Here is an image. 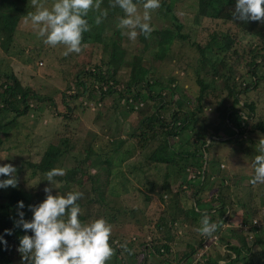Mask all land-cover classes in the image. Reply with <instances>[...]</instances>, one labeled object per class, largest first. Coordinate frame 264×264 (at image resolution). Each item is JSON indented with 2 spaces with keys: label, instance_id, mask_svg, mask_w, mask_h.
<instances>
[{
  "label": "trees",
  "instance_id": "trees-1",
  "mask_svg": "<svg viewBox=\"0 0 264 264\" xmlns=\"http://www.w3.org/2000/svg\"><path fill=\"white\" fill-rule=\"evenodd\" d=\"M41 1L44 4L52 0ZM175 1L160 0V7L155 11L162 9L165 14L178 20L173 14ZM133 2L143 4V0ZM235 4L236 0H196L195 20L198 22L201 18H208L218 20L220 25L219 29L216 28L218 30L208 33V39L202 44L193 37L192 29H189L192 21L187 32V28L176 23L174 30L153 28L150 38L138 35L135 40L126 42L124 38L128 37L117 28L118 16H124L120 8H111L109 0H102L101 9L107 11L106 17L113 19V24L103 18V22L96 25L94 20L99 13L89 12L86 19L91 30L82 35L81 58L73 63L76 65V73L69 78L72 92L70 88L63 89L61 97L67 92L71 100L82 96L88 101L94 95V103L97 100H104V103L110 100L107 107L114 111L125 104L129 111L128 117L137 118L135 124L127 121V126L120 128L116 135L110 134V138L97 134L93 137L82 136L87 143L86 151L95 153L101 162L92 173L80 172L86 157L80 158L71 148L72 140L77 139L70 132L69 126V121L74 118L71 115L73 108L66 105L62 98L57 105L51 97L37 93L36 88L24 84L12 70L7 72L0 69V145L6 139L19 148L18 152L7 148L5 151L4 164L16 167L18 186L0 188V236L7 241V248L0 242V264H21V254L17 251L19 238L15 234L18 228L14 227V220L19 219L17 205L23 201L24 218L31 220L33 213L28 205H37L46 198L44 188L51 185L45 174L52 168H62L66 172L64 176L54 178L58 188L52 187L53 195H66L70 191L84 193L77 201L82 223L104 218L110 225L121 226V231L114 228L111 232L109 243L115 254L107 264H135L136 260V264H160L162 261L183 263L185 259L189 260L187 264H219L220 260H224L223 264H264V229L249 228L246 233L252 234V239L244 240L243 233L234 235L236 228L223 227L224 223H228L227 217H221L218 210L230 211L232 206H239L240 223L249 226L253 219L260 221L263 218L252 204L254 185L250 180L254 176V168L252 166V174L246 185H234L235 193L231 195V186L236 176L223 170L219 175L215 174L219 172L220 159L209 150L214 142L241 141L245 143L244 151L251 156L250 146L256 148L259 139L264 138V23L235 19ZM29 11H35L30 0H0L2 41L13 34L19 19ZM149 23L152 26V22ZM183 30L185 32H181ZM238 33L254 39L253 44L241 52L235 48L240 42ZM173 41L184 45L172 48ZM136 42L142 44V51L136 49ZM181 48L187 49L181 52ZM190 49L193 55L187 60ZM165 64L169 65L168 73L160 70ZM183 66L196 74L198 89L193 98L191 95L185 97L184 88L179 84L180 79L171 73L173 70L180 71ZM176 100L178 104H175ZM42 104L49 111L47 113L66 123L60 132L57 129L54 131L57 141L52 144L49 140L40 154L23 151L34 133L37 119L45 114L39 110ZM206 107L212 109L215 116L195 126L196 115L204 112ZM86 108L83 105L81 109L83 111ZM11 123L13 125L9 126ZM187 129L192 131L187 138L189 143L200 148L202 155H197L192 147L189 150H178L170 144V139H176ZM3 131L5 134L1 136ZM221 137L225 139H219ZM122 145H126L122 148V156L118 157L122 163L129 158L140 157L137 160L138 166L161 168V181L156 184L149 182L148 186L154 189L155 196L143 194L145 207L138 211L119 204L114 196L106 193L115 166L110 160V154ZM159 145L163 149L152 160L150 156ZM70 156L75 163L67 167L64 163ZM191 156L199 159V172L188 179V183L192 181L195 187L185 192V185L182 189L178 183L176 190H173V177L181 175L182 171L178 162ZM26 171L29 178H38V187L32 195L38 196L39 193L43 197L41 201H33L30 194L27 195L21 188V176ZM126 174L129 176V172ZM7 178L0 175V180ZM120 183L123 184L121 188L127 198L132 200L131 194H128L130 190L124 185L131 184V179L123 176ZM39 185L42 189H39ZM260 186L259 194L264 197V184ZM149 188L148 191H151ZM204 190L207 191L206 196L199 198L198 192ZM242 192L246 194L243 200ZM233 195H236V200L232 198ZM152 199L158 203L152 205ZM210 202L211 207L208 205ZM93 205H97V208L92 213ZM204 211L209 213L210 222L221 225L214 234L219 232L223 238L224 253L220 255L210 243L204 255L192 262L196 250L202 248L205 239L197 232ZM116 217H122L124 223L116 222ZM182 223L187 224L188 228L184 227L177 233ZM127 225L139 234L125 236L124 230L130 229H127ZM5 229H11L12 235H7ZM27 235H32L31 230L27 231ZM123 245L130 252L125 251ZM118 256L120 258L116 259Z\"/></svg>",
  "mask_w": 264,
  "mask_h": 264
},
{
  "label": "rangeland",
  "instance_id": "rangeland-1",
  "mask_svg": "<svg viewBox=\"0 0 264 264\" xmlns=\"http://www.w3.org/2000/svg\"><path fill=\"white\" fill-rule=\"evenodd\" d=\"M54 0L51 2H45L43 5L45 7H51ZM42 3V1H41ZM138 11L140 14L143 13V7L141 4H137ZM196 11V0H176L173 4V14L177 17L175 20L173 16L170 14L163 12L161 9L160 11H151V22L153 28H169L171 30H174V27L176 23H180L182 27L185 29L187 28L186 32L189 29H192V32H194V38L200 43H204L208 39V33H210L212 30L216 31L219 29V23L218 20H210L208 18H201L197 22V19L195 20L194 12ZM123 15H119L118 18L122 17ZM106 20L110 24H113V19H110V17H106ZM192 21V27L188 29L189 23ZM193 29L194 27H197ZM218 27V29H216ZM181 32H185L184 30ZM155 38L156 35H155ZM238 38L240 42L235 45V48L238 52H241V50L244 48L246 49L249 44H253L254 39L249 36H244L241 33H238ZM126 42L130 41L128 38H124ZM5 44L3 47L2 45ZM184 44L177 43L176 41H173L172 48H180ZM187 47V45L185 44ZM136 49L138 51H142L143 47L140 42H136ZM187 48H181V52L185 51ZM65 51V46L63 45H57L55 47H52L50 45H46L43 43L42 39L39 38L36 34V31L32 28V25L30 21L28 23H25V17H21L18 21L17 27L15 28L13 34L9 36V38L5 39V41H2L0 39V69L9 72L12 70L15 72L21 81L31 87L36 88L37 93H41L44 95H47L51 97L54 102L59 105L61 102V92L63 89L70 88V92H72L71 85L69 83L72 76H74L75 72V66L73 63L77 61L80 55L79 53H70L69 55L65 56L63 53ZM193 50H188L187 54L190 55V57L187 59L189 60L191 58V55H193ZM96 53L98 51L96 50ZM153 61H155L153 58H151ZM150 59V61H151ZM184 62L183 60H181ZM41 62V65L39 64ZM168 64H165L160 69L162 73H168ZM183 70L186 72L184 73ZM121 71L119 72V74ZM171 73L176 74L179 80V84L183 86L184 89L183 93L185 97L193 96L196 94L198 86L195 83V77L196 74L186 67H182V69L179 70H173ZM71 82V81H70ZM62 98L63 101L68 105L69 107L73 108L71 110V115L74 116V118L69 121L70 126V132L72 134L76 135V140H72L71 142V148L76 153L80 155V158L86 157L84 164L80 166V172L82 171L87 173H92L97 170L98 166L100 165V160L98 156L92 152H87L86 149L87 143L84 139H82V136H88L93 137L94 135H100L102 137H109L110 134H118V130L122 127L127 126V121H129V124H135L137 121V118L130 119L128 117L129 111L126 108L125 104H122L119 108H117L115 111L110 109V107H107L110 103L107 101L104 103V100H97L95 103V97L94 95L90 96V100H86L82 96H80L77 100H71L67 97V92ZM87 101V102H86ZM178 100H176L175 104H178ZM83 105H86V109L82 111ZM41 112L44 111L45 114L41 119H37V123L33 127V135L30 139V142L24 146L23 151H31L35 154H40L45 147V144L51 140V143L54 144L57 141V136L54 135V131L57 129L59 132L62 130V126L64 123L63 120H60V118L55 117L51 115L50 113H47L45 109L44 104L39 109ZM46 110V111H45ZM132 114V113H131ZM133 115V114H132ZM215 116V113L212 109L205 108L204 112H200L196 115V120L194 122L195 126L200 125L203 122H207L211 120ZM13 123H11L9 126H12ZM5 134V131L1 133V136ZM192 134V131L187 129L182 131L181 135L177 137L176 139L172 138L170 139V144L178 150L185 149L189 150L192 147V150L197 154L201 155L203 154L202 150L200 148L194 147V145L191 146L189 143V138ZM86 137V138H88ZM224 140L225 138H220ZM87 141V140H86ZM2 145H0V166H2L6 159V148L11 149L13 152H18V146L12 145L13 143L7 141L6 139H3L1 142ZM208 143V142H207ZM206 143V144H207ZM38 144V145H37ZM37 145V147H35ZM126 145H122L120 149H118L114 153L110 154V160L115 165L112 169L113 176L109 180V189H106V193L114 196L115 199L118 201V203H122L126 206L134 208L135 211L140 210V208L145 207V201L143 194H148L151 196H155L154 189L149 188V182H153L156 184L161 181V168L159 166H156V168L153 167H144L143 165L138 166L137 163L139 158L133 157L126 159L123 163L118 159V157L122 156V148H124ZM245 143L244 142H237L234 143L232 141L230 142H214L211 143V146L209 150L217 156L218 159H220L219 163V172H216L215 174L219 175L220 172L223 170L226 173H231L232 176H236L234 184L231 186V195L235 193L234 185H246L248 182V177L252 174V162L254 160V157L258 154L256 151V148L254 146H250L251 149V156L249 155V152H245ZM163 149L162 145L157 146L153 153L151 154L150 158L154 160L157 154H159ZM73 151V152H74ZM14 154V153H12ZM25 157V155H23ZM123 158V157H122ZM204 159V158H203ZM75 163L72 159V156H70L67 161L64 163L65 166L69 167L71 164ZM199 159H197L196 156L191 157H184L181 159V161L178 162V166L182 169L181 175L174 176L173 179V190H176L178 183L182 186L185 185L187 191L194 188V183L192 181L188 183V179L192 178V176L199 172L200 167L198 165ZM142 164V163H141ZM161 166V165H160ZM163 169V168H162ZM129 172V176L126 174ZM123 176H127V178L131 179V184L125 183L127 189L130 190L132 200L127 198L126 193L123 192L121 186H123L120 181L123 179ZM195 178V177H194ZM214 179V178H213ZM41 182V181H39ZM38 178L33 176L32 178H29V173L26 171L21 176L20 185L23 191L27 193V195L30 194V199L33 201H41L43 197L38 193V196L32 195L33 192L36 191V188L38 187ZM42 185V182L40 183ZM41 185H39V189H42ZM261 184L254 185L252 194V199L255 207L259 210L260 216L263 217L261 222L264 221V197H262L261 194H259V189L261 188ZM208 186V183L206 184ZM204 186V188H206ZM184 187V188H185ZM149 188L151 191H148ZM244 188L242 189V191ZM106 194V196H107ZM200 194V195H199ZM207 194V191H201L198 192L197 196L199 198L205 197ZM246 194L245 192L241 193V200L245 198ZM232 198L236 200V195H233ZM233 200V201H234ZM152 205H155L158 203L157 200L152 199L151 201ZM192 203V202H191ZM206 205V204H205ZM211 207V202L208 204ZM253 205V206H254ZM200 208L201 206L198 205ZM97 208V205H93V211ZM230 211L228 209H218L219 214L221 217L226 216L228 223H224L223 227H233L236 228L237 231H234V235H238V233H243L244 240H251L252 234L246 233L249 228H258L253 226H246L241 227V223L239 220L240 217V209L239 206H232ZM122 217H116V222H123L124 220ZM92 221L89 220L88 223H91ZM259 223V222H258ZM126 224V223H125ZM180 227H178L177 233L181 232L184 227L188 228L187 224L182 223ZM260 224V223H259ZM253 225V222H252ZM200 226V222H198V226ZM262 227V226H261ZM112 230L115 228L116 230L121 231V226L119 227L117 224L111 225ZM130 228L127 225V229ZM264 229V228H263ZM185 230V229H184ZM125 236H128L131 233L137 234L133 228H130L129 230H124ZM15 234L17 238L20 239L23 235L27 234L23 229L18 228L15 230ZM139 234V233H138ZM194 233L192 232V235ZM184 237H187V235L183 234ZM198 235H200L198 233ZM201 236V235H200ZM196 237V235H195ZM212 240L210 238L206 243H209ZM224 243L223 238L220 236V233H216L213 235V241L212 244L215 247V250L221 255L224 253L222 244ZM19 244V240H18ZM202 244V248H203ZM199 248L196 250L195 256H193V261L199 259L204 255L205 250L207 248ZM120 258L119 256L116 258ZM127 260V259H125ZM151 260V259H150ZM190 260V262H191ZM186 262H174L175 264H187L189 262L188 259H185ZM224 260H220L219 264H223ZM126 263V261H125ZM134 263V261H133ZM137 263V260L135 261V264Z\"/></svg>",
  "mask_w": 264,
  "mask_h": 264
},
{
  "label": "clouds",
  "instance_id": "clouds-1",
  "mask_svg": "<svg viewBox=\"0 0 264 264\" xmlns=\"http://www.w3.org/2000/svg\"><path fill=\"white\" fill-rule=\"evenodd\" d=\"M30 3L35 11L27 13L25 23L30 21L44 44L65 46V56L81 52L82 35L91 30L86 19L90 11L99 13L95 16L96 25L107 16V11L101 9L102 0H54L50 8L40 0H30ZM109 6L118 7L124 13L117 24L122 35L130 40H135L138 35L150 38L154 30L149 23L150 13L160 7V0H143L142 14L133 0H109ZM233 17L244 22L264 23V0H236ZM256 151L259 154L252 162L254 176L250 180L253 185L264 184V138L259 139ZM16 171L12 164L0 166V175L8 177L0 180V188L18 186ZM65 174L62 168H52L45 174L51 186L44 188L46 198L42 202L28 205L33 213L31 220L24 218L23 201L18 202L19 219L14 220V227L32 232V235L25 234L19 239L17 251L21 254V264H107L115 254L109 243L112 228L104 218L91 223L80 221L81 209L77 201L83 197V192L52 194V187L58 188L54 178ZM220 227V224L210 222L209 213L204 211L197 232L210 239ZM5 233L12 235V230L5 229ZM0 242L7 248L3 236H0ZM122 247L130 252L126 245Z\"/></svg>",
  "mask_w": 264,
  "mask_h": 264
},
{
  "label": "built area",
  "instance_id": "built-area-1",
  "mask_svg": "<svg viewBox=\"0 0 264 264\" xmlns=\"http://www.w3.org/2000/svg\"><path fill=\"white\" fill-rule=\"evenodd\" d=\"M39 64H41L40 62H39ZM263 218H261V220H262ZM261 220L260 221H258V220H256V219H253L252 220V222H253V225L251 224V226H255V227H258V226H260V228H264V221L263 222H261ZM260 224H259V223ZM241 227H246V226H248V225H246V224H241L240 225ZM262 226V227H261ZM214 235V234H213ZM212 238V240L209 242V243H206L209 239H207V238H205L204 239V241H203V244H205V245H203V248H207L208 247V245L210 244V243H212V241H213V236L211 237ZM202 248V249H203ZM160 264H175L174 262H170V263H167V262H164V261H162V262H160Z\"/></svg>",
  "mask_w": 264,
  "mask_h": 264
},
{
  "label": "water",
  "instance_id": "water-1",
  "mask_svg": "<svg viewBox=\"0 0 264 264\" xmlns=\"http://www.w3.org/2000/svg\"><path fill=\"white\" fill-rule=\"evenodd\" d=\"M220 139V138H219ZM208 142V141H207ZM177 264H180V263H177Z\"/></svg>",
  "mask_w": 264,
  "mask_h": 264
}]
</instances>
